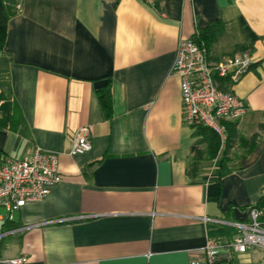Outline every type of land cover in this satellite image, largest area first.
Masks as SVG:
<instances>
[{
  "label": "crops",
  "instance_id": "0c3cea01",
  "mask_svg": "<svg viewBox=\"0 0 264 264\" xmlns=\"http://www.w3.org/2000/svg\"><path fill=\"white\" fill-rule=\"evenodd\" d=\"M212 23L211 62L254 61L222 82L249 110L226 124L216 155L184 120L174 72L179 41L203 39ZM3 90L0 112L19 113L0 127V164L39 148L57 156L62 180L12 219L0 205L1 259L195 264L209 239L232 242L235 209L246 220L264 197V0H21L0 50ZM80 126L92 148L72 154ZM216 264H264V251Z\"/></svg>",
  "mask_w": 264,
  "mask_h": 264
},
{
  "label": "built area",
  "instance_id": "2783aa9c",
  "mask_svg": "<svg viewBox=\"0 0 264 264\" xmlns=\"http://www.w3.org/2000/svg\"><path fill=\"white\" fill-rule=\"evenodd\" d=\"M17 9H21V0H18ZM253 65V58L246 54L211 62L208 53L195 40L181 39L174 72L181 80L182 113L186 123L193 128L211 130L224 147L228 141L226 123L241 119L249 107L232 92L222 89V82H239ZM91 148L90 129L80 126L72 154H84ZM61 180L54 154L37 148L29 158L7 157L0 164V205L7 208L9 219H12L15 210L45 199ZM232 225L237 229L232 242L223 244L209 239L195 264H216L219 260L230 259L233 253H247L251 249L264 251V207L251 206L248 219ZM27 261L26 256L0 258V263L8 264H27Z\"/></svg>",
  "mask_w": 264,
  "mask_h": 264
},
{
  "label": "trees",
  "instance_id": "16d2710c",
  "mask_svg": "<svg viewBox=\"0 0 264 264\" xmlns=\"http://www.w3.org/2000/svg\"><path fill=\"white\" fill-rule=\"evenodd\" d=\"M17 5H18V0H0V50H2L5 45L8 22L18 12ZM220 30H221V25L219 23H212L207 30L202 32L201 35L203 39H195V41L201 48L205 49V51L209 53L211 45L216 38V34ZM5 84L6 82L1 76V85L4 87ZM221 88L226 90V87L223 84L221 85ZM5 97H7V94L3 90L0 94V99H3ZM99 97L104 106L107 116H110L112 110L111 90L108 88L106 90L100 91ZM18 113H19L18 108L15 109V112L13 114L5 115L0 112V127L8 126L9 124L11 125L15 121L17 122ZM197 129H202L203 131L208 132L210 136L209 139H211V143L209 142V148H210L209 151L210 153L216 155L221 144L218 136L207 128L198 127ZM229 140H230V136H229ZM256 206L264 207V197L259 201L258 204H256ZM218 262H220V260Z\"/></svg>",
  "mask_w": 264,
  "mask_h": 264
},
{
  "label": "water",
  "instance_id": "95a60500",
  "mask_svg": "<svg viewBox=\"0 0 264 264\" xmlns=\"http://www.w3.org/2000/svg\"><path fill=\"white\" fill-rule=\"evenodd\" d=\"M234 211L237 215V219L239 220H242L240 216H247V214L242 213L239 209H235Z\"/></svg>",
  "mask_w": 264,
  "mask_h": 264
}]
</instances>
